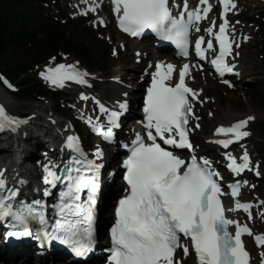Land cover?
Here are the masks:
<instances>
[{"label": "snow or ice", "instance_id": "obj_1", "mask_svg": "<svg viewBox=\"0 0 264 264\" xmlns=\"http://www.w3.org/2000/svg\"><path fill=\"white\" fill-rule=\"evenodd\" d=\"M220 2L227 12L233 0ZM112 3L119 27L124 32L135 37L146 29L151 30L161 39L176 44L185 57L189 55L190 28L199 31L195 22L207 17L211 8L208 0H199V4L189 10L188 0H184V11L174 14L175 0H112ZM211 23L216 25L215 21ZM227 26V19L218 26L215 40L219 44V54L211 60L220 75L233 71V66L225 60L232 46V40L226 34ZM206 31L212 34L213 27ZM202 42H206L207 49H213L214 45L212 39L205 41L204 36L195 40V54L204 58L206 50L201 47ZM189 72L188 63L177 69L170 62L158 61L150 73L151 81L143 101V132H136L131 144L122 145L129 152L123 161L127 189L114 210L107 264H183L190 249L194 250L197 264H249V253L241 237L244 233L251 234V230L225 216V211L234 209H225L220 199L221 184L215 177L221 174L212 169L209 159L195 154L186 159L173 150L194 151L188 135L189 114L193 112L189 94L196 98L198 90L186 84L185 77ZM40 74L54 85L63 86L66 80L87 84L88 73L76 70L73 65L57 64L48 68L47 73ZM8 87L12 85L8 84ZM119 107L124 110L127 103H120ZM100 110L108 115V123L106 126L93 125L92 130L112 142L114 129L120 127L121 112H109L103 104ZM252 119L254 117L249 116L229 127L216 128L217 133L232 134L216 142L227 148L234 140L248 136L249 132L243 129ZM9 123L15 121L0 107V129ZM66 143L78 157L74 156L63 168L51 160L42 165L46 185L51 188L64 185L59 192V203L54 205L59 218L44 235L67 245L77 256H85L95 243L96 196L100 188L96 171L100 165L87 157L77 137L68 136ZM103 155V150L97 147L95 158ZM228 159L227 167L232 172L239 173L251 166L247 151L239 158L240 163L230 154ZM83 190H87V200L81 203ZM238 193L239 184L231 185L232 196ZM43 194L50 195L48 187ZM17 197L18 190L6 188L5 181L0 179V220L10 218L11 227L16 229L8 235H30L33 221L46 229L48 220L41 200L31 204L20 201L17 206L13 203ZM235 208L247 212L250 204L237 201ZM229 225H235L234 234L229 231ZM256 241L264 245V236H256ZM178 250H182L183 256L178 255ZM261 256L264 257V253Z\"/></svg>", "mask_w": 264, "mask_h": 264}, {"label": "trees", "instance_id": "obj_2", "mask_svg": "<svg viewBox=\"0 0 264 264\" xmlns=\"http://www.w3.org/2000/svg\"><path fill=\"white\" fill-rule=\"evenodd\" d=\"M28 12V6L25 0H0V68L3 69L5 74L9 77H14L15 79H20V75L25 71L27 65L24 59H20V56H26L28 48L25 45V41L22 43V37L25 35L30 36V40H27L31 43L32 46L40 47L41 43L49 44L50 48H53L54 42L63 41L66 47L71 48V50L78 55L80 58H83L86 61L92 59V52L89 49L72 46L70 47L67 44L69 41L68 36L72 35V26H60L53 25L51 32L48 33L49 29L46 27V30L43 32V39L38 41L36 40V30L41 26L42 22H32V24H24L21 22V19L26 18ZM29 21V19H27ZM72 31V32H70ZM47 32V34H45ZM77 36V35H76ZM80 40V36L76 37ZM92 41V46L95 49H99V45ZM8 49L13 55H10ZM51 50V49H49ZM99 51V50H98ZM41 49L39 52L41 55L47 53ZM20 85L27 89L30 87V80L28 78H21ZM258 100L262 105H264V97L259 96Z\"/></svg>", "mask_w": 264, "mask_h": 264}, {"label": "rangeland", "instance_id": "obj_3", "mask_svg": "<svg viewBox=\"0 0 264 264\" xmlns=\"http://www.w3.org/2000/svg\"><path fill=\"white\" fill-rule=\"evenodd\" d=\"M250 55L247 56L242 69L247 77H250L253 82L249 83L247 86L249 89L255 88L256 91L263 90L264 91V74L262 72V63L260 61V57L258 53H256L254 48H249ZM72 58V56H70ZM74 58V57H73ZM128 64H124V66H127ZM254 68L256 75H251V68ZM122 66L116 60L115 58H111L108 62H106L102 69V74H107V72H116L117 70H121ZM125 71V70H123ZM117 73V72H116ZM118 74V73H117ZM128 75H131V73H128ZM254 79H257L258 81H255ZM113 83L110 82L107 84L106 87H103V85H99V89H103L106 93V90L109 88L110 85ZM248 89V90H249ZM234 92H230L228 90L221 91L217 90L212 94L213 99L215 100L214 106L218 108V114H224L226 110L230 109L236 113H239L241 115L247 113L250 109H254L258 114V122L261 121L264 118V111L258 107V102L255 100L256 98L252 97L249 98V93L244 94V88ZM244 91V92H243ZM7 101H9L10 104H12L11 111L15 113H21L25 109H30L40 102L36 101L33 97H28L24 94H16V95H8ZM48 104H51V101L47 102ZM255 128V127H254ZM260 137V144H261V134L259 133ZM263 145V143H262ZM264 146V145H263ZM34 148V147H33ZM260 158H263L264 160V153L259 154ZM263 167V173H264V163L262 165Z\"/></svg>", "mask_w": 264, "mask_h": 264}, {"label": "bare ground", "instance_id": "obj_4", "mask_svg": "<svg viewBox=\"0 0 264 264\" xmlns=\"http://www.w3.org/2000/svg\"><path fill=\"white\" fill-rule=\"evenodd\" d=\"M138 67H139V65H138ZM137 78V72H135L134 73V76L133 77H131V79H136ZM130 79V80H131ZM203 80H207V78H204ZM201 81H197V83H200ZM141 86V81L139 82V85H138V87H136L135 88V90H139V87ZM207 89L208 88H205L204 89V91L207 93ZM132 91H134V90H132ZM132 91L130 92V94H132ZM110 100L112 101V103L114 104V101H115V105H116V103H117V101L119 100V97H118V93H117V88H115V87H111V89H110ZM0 100H2L3 102H6L7 103V105L9 106V107H11V104L9 103V101H7V97L5 96V94H3L1 91H0ZM239 113H236V112H234V111H232L231 110V108L230 109H228V110H226V113L225 114H223V115H218V116H214L212 119H211V121H214V122H217V123H219V122H221V121H225V123H229V122H232V121H234V120H236V119H239V118H241V117H239ZM250 115H255L253 112H249V116ZM257 117V116H256ZM210 121V122H211ZM210 122H208V123H210ZM34 124V122H30V125H33ZM204 132H207V128L206 127H204ZM3 138V137H2ZM13 142V141H12ZM0 161H3V159H2V157L0 158ZM12 172H13V170H12ZM14 173V172H13Z\"/></svg>", "mask_w": 264, "mask_h": 264}]
</instances>
